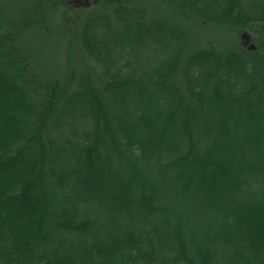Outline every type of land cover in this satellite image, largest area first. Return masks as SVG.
Wrapping results in <instances>:
<instances>
[{
	"label": "trees",
	"instance_id": "trees-1",
	"mask_svg": "<svg viewBox=\"0 0 264 264\" xmlns=\"http://www.w3.org/2000/svg\"><path fill=\"white\" fill-rule=\"evenodd\" d=\"M154 1L0 0V264H264V0ZM73 7L94 65L49 78Z\"/></svg>",
	"mask_w": 264,
	"mask_h": 264
},
{
	"label": "rangeland",
	"instance_id": "rangeland-1",
	"mask_svg": "<svg viewBox=\"0 0 264 264\" xmlns=\"http://www.w3.org/2000/svg\"><path fill=\"white\" fill-rule=\"evenodd\" d=\"M136 1L139 4L146 6L151 15L158 16L159 9L154 5V0H131ZM154 8L155 11L152 10ZM64 12V11H63ZM80 15V9L69 10L66 16H63L62 10L52 15L49 21V27L52 30L51 36L48 39H41L40 35H27L24 39L23 46L31 54V59L35 64L36 69L42 75H46L49 78L64 79L68 74L75 71L76 74L85 73L87 70H91L93 62L88 60L80 52V48L76 44V40L69 38L66 35H71L76 32V29L72 28L66 30L65 27H61L62 22H72L74 18ZM192 34V49H199L206 45L208 42L213 44H223L224 41H228L230 44L233 40L239 39L236 36L228 35L224 30L213 29L205 26H193L190 29ZM205 32V33H204ZM210 33L211 35H208ZM256 40H258L256 38Z\"/></svg>",
	"mask_w": 264,
	"mask_h": 264
}]
</instances>
